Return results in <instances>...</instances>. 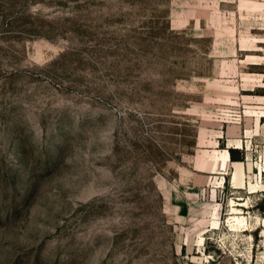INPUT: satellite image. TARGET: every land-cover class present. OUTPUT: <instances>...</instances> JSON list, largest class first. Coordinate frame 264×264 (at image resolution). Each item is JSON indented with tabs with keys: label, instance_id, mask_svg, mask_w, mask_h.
I'll return each instance as SVG.
<instances>
[{
	"label": "rangeland",
	"instance_id": "obj_1",
	"mask_svg": "<svg viewBox=\"0 0 264 264\" xmlns=\"http://www.w3.org/2000/svg\"><path fill=\"white\" fill-rule=\"evenodd\" d=\"M0 264H264V0H0Z\"/></svg>",
	"mask_w": 264,
	"mask_h": 264
},
{
	"label": "crops",
	"instance_id": "obj_2",
	"mask_svg": "<svg viewBox=\"0 0 264 264\" xmlns=\"http://www.w3.org/2000/svg\"><path fill=\"white\" fill-rule=\"evenodd\" d=\"M199 1H202V0H199ZM219 1H220V3H221V2H224V0H219ZM211 8H216V7L211 6ZM172 21H173V19H172Z\"/></svg>",
	"mask_w": 264,
	"mask_h": 264
},
{
	"label": "trees",
	"instance_id": "obj_3",
	"mask_svg": "<svg viewBox=\"0 0 264 264\" xmlns=\"http://www.w3.org/2000/svg\"><path fill=\"white\" fill-rule=\"evenodd\" d=\"M195 144H196V142H195Z\"/></svg>",
	"mask_w": 264,
	"mask_h": 264
}]
</instances>
